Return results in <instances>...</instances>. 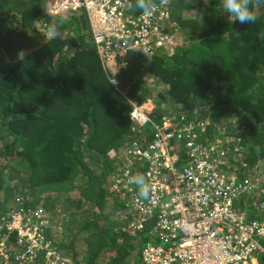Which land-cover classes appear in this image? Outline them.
<instances>
[{
    "label": "trees",
    "instance_id": "obj_1",
    "mask_svg": "<svg viewBox=\"0 0 264 264\" xmlns=\"http://www.w3.org/2000/svg\"><path fill=\"white\" fill-rule=\"evenodd\" d=\"M45 2L0 0V30L27 42L14 60L0 48V220L19 197L26 211L43 205L54 215L59 229L47 236L70 258L68 264L139 262L142 237L138 241L136 231L127 229L129 201L137 191L125 184L124 170L135 176L145 166L124 157L138 135H129L131 105L120 88L141 101L150 95L145 72L167 86L166 96L153 94V123L160 124L165 114L179 127L204 121L197 140L220 138L238 170L258 167L264 176V0L258 5L253 0L254 24L232 21L222 0L186 6L183 0L169 5L156 0L183 38L180 47H186L170 57L158 52L148 60L132 51L117 58L128 63L118 86L108 83L90 31L80 25L82 33H69L63 16L52 19ZM38 20L57 25L55 39L34 27ZM153 126L139 133L147 142ZM172 142L171 153L182 155L185 147ZM148 227L141 232L150 235ZM0 241L7 264L51 263L46 254L16 260L25 247L4 224Z\"/></svg>",
    "mask_w": 264,
    "mask_h": 264
},
{
    "label": "built area",
    "instance_id": "obj_2",
    "mask_svg": "<svg viewBox=\"0 0 264 264\" xmlns=\"http://www.w3.org/2000/svg\"><path fill=\"white\" fill-rule=\"evenodd\" d=\"M158 6L151 18L144 19L140 12L126 14L117 0H46L45 4L51 15L81 12L86 16L106 77L118 84L128 63L117 58L132 51L151 56L160 48L172 50L184 43L176 35L175 23ZM46 25L38 20L34 27L47 36ZM124 97L131 105L129 135H138L129 140L124 154L132 163L145 166L143 175L154 187L152 200L133 192L129 201L132 217L127 229L143 231L149 225L154 237L141 248L137 264H264V176L258 167L238 170L220 138L197 140L204 121L179 127L163 116L160 124L153 123L150 98ZM149 123L155 131L147 142L139 133ZM174 139L185 147L182 155L171 153ZM130 176L132 169L125 168V184ZM21 203V198H14L13 209L0 220L25 247L16 260L31 261L46 254L50 264H68L70 258L62 257L46 234L52 216L42 207L26 211ZM7 258L0 241V263L7 264Z\"/></svg>",
    "mask_w": 264,
    "mask_h": 264
},
{
    "label": "clouds",
    "instance_id": "obj_3",
    "mask_svg": "<svg viewBox=\"0 0 264 264\" xmlns=\"http://www.w3.org/2000/svg\"><path fill=\"white\" fill-rule=\"evenodd\" d=\"M259 2H260V0H256L257 5L259 4ZM117 3L119 4L120 7L127 8L130 11H137L138 10L141 14V17L144 19L151 18L153 16V14L158 11V8H159L158 4L156 3V0H134V2H133V0H117ZM160 3L162 5H169V4H171V0H160ZM194 3H195V0H183V6L194 4ZM45 4H46V2H45ZM252 4H253V0H222L223 11L228 14V17L232 21H238L241 24H254L257 21L258 17L256 15V12L253 10ZM45 10H46V8H45ZM49 15H51V14H49ZM56 16H58V15H51V18L53 19ZM63 18H64V16H63ZM85 18H86V16H85ZM199 18H200V22H201L202 17L199 16ZM86 21H87V19H86ZM87 25H88V22H87ZM46 29H47V37L46 38L47 39H55L56 36L58 35L57 25H55V24L46 25ZM87 30H89V26H88ZM184 47H186V45H184L182 47L173 46L172 50H170L169 48H160V49L156 50L153 55H151V56H145L144 55V56L148 60L151 59L153 56L159 54V53L170 57V56H173L174 54H176L180 49H183ZM132 50H134V49H132ZM151 82H153V84H155L156 92L154 91L155 89L153 90V88L150 87L151 85L149 82H145V85L150 90V95L145 96L141 101H143L146 98H150L152 100V102L154 104V108H155V100H154L155 95H153V94L154 93L157 94L158 92H160L166 96L167 86L164 87L161 84H158L157 82H155L153 80H151ZM108 83L113 84V86L114 85L118 86L121 83L120 77H119V84L112 77H108ZM120 94L128 97V95L125 94V92H124V88H122V87L120 88ZM129 98L136 99L133 97H129ZM136 100H138V99H136ZM171 101L172 100L170 99V101H169L170 104H172ZM167 107L168 106H166V108ZM153 110H152V112H153ZM152 112H151V114H152ZM164 116H166L167 118H171L168 114H165ZM256 152L257 153L260 152L259 146H257ZM128 184H133L136 186L137 195L139 198L144 199V200H152L153 199L152 193L154 192V187L149 183L148 179L143 174H137L135 176H130L128 178ZM38 207H42L46 211V209L44 208L43 205H39ZM47 213L52 216V220L49 222V227L47 229L46 234L48 235V233H49L48 231H50V230H52V234H54L59 229L58 223H57V221H56V219L52 213H50V212H47Z\"/></svg>",
    "mask_w": 264,
    "mask_h": 264
},
{
    "label": "water",
    "instance_id": "obj_4",
    "mask_svg": "<svg viewBox=\"0 0 264 264\" xmlns=\"http://www.w3.org/2000/svg\"><path fill=\"white\" fill-rule=\"evenodd\" d=\"M79 23L82 27V31H86L88 29L87 21L83 14L79 15ZM26 44V40L21 35L10 38L3 30H0V48L3 50L8 59L14 60L17 55V51L24 48Z\"/></svg>",
    "mask_w": 264,
    "mask_h": 264
},
{
    "label": "rangeland",
    "instance_id": "obj_5",
    "mask_svg": "<svg viewBox=\"0 0 264 264\" xmlns=\"http://www.w3.org/2000/svg\"><path fill=\"white\" fill-rule=\"evenodd\" d=\"M45 0H42V3H44ZM82 14L81 12H77V13H68L67 15H64V18L62 21H64L67 25H69V28H71V32L69 33H73L74 35H79L81 32V28L79 27L80 26V23H79V15ZM130 15H133V14H130ZM67 33L64 32V34ZM144 77L146 79L145 82H149L150 83V87L153 88V90L155 89V84H153V82H151V77H150V74L147 72L144 73ZM156 92V89L154 90ZM161 91V90H160ZM160 92H158L159 94ZM172 102V101H171ZM167 109H170L169 107H167ZM124 157H126V155L124 154ZM134 164V163H133ZM141 165V164H140ZM258 172H260L259 168L257 169ZM137 191V189H136ZM63 233V232H62ZM137 235H139V239L138 241H141V237H142V244H141V247L144 246V244L149 241V239L151 241H154V237L148 235L147 233L145 232H141V231H136ZM137 239V238H136ZM133 264V263H132Z\"/></svg>",
    "mask_w": 264,
    "mask_h": 264
}]
</instances>
